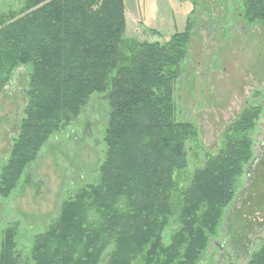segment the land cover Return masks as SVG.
I'll return each instance as SVG.
<instances>
[{
	"label": "trees",
	"instance_id": "1",
	"mask_svg": "<svg viewBox=\"0 0 264 264\" xmlns=\"http://www.w3.org/2000/svg\"><path fill=\"white\" fill-rule=\"evenodd\" d=\"M242 8L246 20L264 24V0H242ZM193 27L189 18L186 30L165 44L138 42L124 37V0L0 7V96L18 68L29 70L20 129L1 168V197L24 176L41 189L25 175L27 167L92 99L103 98L108 114L97 183L62 205L34 237L25 264H200L253 159L262 110L245 108L219 152L186 178L197 130L176 121L174 91ZM17 246L14 226L4 232L0 264H23ZM247 264H264V242Z\"/></svg>",
	"mask_w": 264,
	"mask_h": 264
},
{
	"label": "rangeland",
	"instance_id": "2",
	"mask_svg": "<svg viewBox=\"0 0 264 264\" xmlns=\"http://www.w3.org/2000/svg\"><path fill=\"white\" fill-rule=\"evenodd\" d=\"M23 2L1 0L0 7L18 9ZM124 5V37L138 42L165 44L193 21L174 91L176 121L197 130L186 178L207 155L219 152L226 130L245 108L262 110L252 133L253 159L200 262L247 264L264 242V24L245 19L242 0H124ZM28 72L18 68L0 96V173L20 129ZM106 106L103 98L92 99L76 122L48 140L25 172L41 189L27 185L24 176L9 197L0 196V245L4 232L15 226L23 264L34 237L55 222L62 205L81 187L97 183L106 158Z\"/></svg>",
	"mask_w": 264,
	"mask_h": 264
}]
</instances>
